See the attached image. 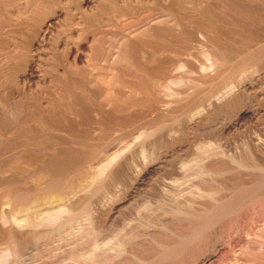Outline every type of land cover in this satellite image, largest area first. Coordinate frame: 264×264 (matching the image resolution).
<instances>
[{
    "label": "rangeland",
    "instance_id": "rangeland-1",
    "mask_svg": "<svg viewBox=\"0 0 264 264\" xmlns=\"http://www.w3.org/2000/svg\"><path fill=\"white\" fill-rule=\"evenodd\" d=\"M24 1L0 0L8 264H88L97 243L89 264H264V0ZM4 189L30 226L3 223Z\"/></svg>",
    "mask_w": 264,
    "mask_h": 264
},
{
    "label": "bare ground",
    "instance_id": "bare-ground-1",
    "mask_svg": "<svg viewBox=\"0 0 264 264\" xmlns=\"http://www.w3.org/2000/svg\"><path fill=\"white\" fill-rule=\"evenodd\" d=\"M34 1V0H33ZM32 1V2H33ZM36 1V0H35ZM35 1L33 2V3H35ZM31 2V0H25L24 1V7H23V10H22V12L24 13L25 11H27L28 10V5H31L32 4V2ZM30 3V4H29ZM37 3H39V2H37ZM40 7V6H39ZM48 7V6H47ZM31 8H33V5H32V7L30 6L29 7V9H30V12L32 11V9ZM27 9V10H26ZM33 9H35V8H33ZM47 9V8H46ZM29 11V10H28ZM39 11H41V10H39ZM38 11V12H39ZM45 11V10H44ZM50 11V10H49ZM34 12V11H33ZM51 12V11H50ZM50 12H48V13H50ZM32 13V12H31ZM31 13H30V16H31ZM35 13H37V9L35 10ZM41 12H39V14H40ZM47 13V15H44L45 17L46 16H48L49 14ZM25 14V13H24ZM23 14V15H24ZM26 14H29V12L28 13H26ZM42 16V15H41ZM26 17V16H25ZM28 17V16H27ZM39 17H40V15H39ZM31 18H34V16L32 17L31 16ZM35 18H37V14H36V17ZM34 18V19H35ZM40 18H38V20H39ZM32 20V19H31ZM34 21V20H33ZM40 21V20H39ZM34 22H36V21H34ZM47 24H49V23H46V26H47ZM50 26V25H49ZM49 26H47V27H49ZM119 47V46H118ZM119 50V52H120V48L118 49ZM115 51V53L117 52V53H119L117 50H114ZM207 51V50H206ZM208 51H210V50H208ZM208 51L206 52L207 54H209L208 53ZM114 53V52H113ZM205 53V52H204ZM204 53H203V55H204ZM121 53H119V55H120ZM211 54V53H210ZM213 55H214V53H212ZM124 55V54H123ZM74 56H76V55H74ZM206 56H208V55H206L205 54V58L208 60V61H206V62H209V61H211V59H208V57H206ZM215 56V55H214ZM210 57H212L211 55H210ZM217 57H219V56H217ZM217 57H216V59H217ZM74 58V57H73ZM116 58H118V56H117V54H116ZM215 58V57H214ZM214 58H212V64L213 63H217V64H219L218 63V61H220V59L218 58L217 59V61H214L213 59ZM222 58V57H221ZM76 59V57L74 58V62L76 61L75 60ZM206 59H204V60H206ZM224 59V58H223ZM223 59H221V60H223ZM215 63V64H216ZM208 66H210L211 67V64L209 63L208 64ZM209 67V69H211ZM204 68V67H203ZM202 68V69H203ZM205 68L206 69H208L206 66H205ZM212 68H214V65L212 66ZM74 71V70H73ZM73 73V72H72ZM175 82H176V80H175ZM177 83V82H176ZM241 165H244V164H241ZM212 170H213V167L211 168ZM204 170H207L208 171V169H203V171ZM207 171H206V173H207ZM214 171V170H213ZM212 171V172H213ZM205 172V171H204ZM203 172V173H204ZM202 173V175H204V177H205V173L203 174ZM209 173V172H208ZM209 174H211V173H209ZM206 175V176H208L209 178H210V180L211 179H213V178H211L213 175L211 174V177H210V175ZM206 181H207V179H205ZM204 180V181H205ZM260 181V180H259ZM212 181H210V183H211ZM208 183H209V181H208ZM258 183V182H257ZM50 184V185H49ZM47 183V185H46V187L44 186V188H46L47 189V187H49V186H51V183ZM251 184V183H250ZM260 184V183H259ZM53 186H54V184H52ZM259 186V185H258ZM261 186H263V185H261ZM59 187V186H58ZM57 188V187H56ZM207 188H209V187H207ZM206 188V190L204 191V193L206 192V191H209V193H211L212 191L211 190H208ZM250 188V187H249ZM251 188H252V185H251ZM250 188V189H251ZM263 188V187H262ZM48 189H50V187L48 188ZM45 190V192H43L44 194H42V197H40V195H39V197H38V199H40L42 202H44V203H49V202H51L53 199H55V198H57V197H60L61 195H62V192H60L62 189H58V190H60V191H58L57 189V191L58 192H55V191H53L54 189H52V187H51V190ZM64 189V188H63ZM198 189H199V192L201 191L200 190V188L198 187ZM255 189V188H254ZM40 190V189H39ZM38 190V191H39ZM23 191V190H22ZM31 191V190H30ZM36 191V190H35ZM43 191V190H42ZM64 192H65V190H63ZM211 191V192H210ZM214 191H216V190H214ZM214 191H213V193H214ZM243 191V190H242ZM256 191V190H255ZM13 192V191H12ZM24 192H25V190H24ZM202 192H203V190H202ZM245 192V191H244ZM27 193V192H26ZM32 193V192H31ZM203 193V194H204ZM208 193V192H207ZM207 193H205L204 195H206ZM6 194H7V199H8V203L10 204V210H11V212L8 214V215H4V217H2V221H3V223H14V224H16L17 226H20V227H25L26 225H29V217H27V215L25 214V218H18L17 217V215H18V213L21 211V213L22 212H27L26 210H29V208L32 206L31 205V203L32 204H34L33 203V201L34 200H30V197L28 198V196L27 195H25V197L24 196H20V195H16V194H13V195H11V194H9V193H7L6 192V190L4 189V192H3V194H2V196H6ZM18 194V193H17ZM21 194V193H20ZM33 194V193H32ZM199 194H202L201 192L199 193ZM215 194V193H214ZM261 194V193H260ZM31 195V194H30ZM204 195H202V196H204ZM208 195V194H207ZM211 195V194H210ZM210 195H208V196H210ZM213 195V194H212ZM33 196V195H32ZM37 196V195H36ZM249 196V195H248ZM250 196H252V194L250 195ZM254 196V195H253ZM34 197V196H33ZM36 198V197H35ZM257 198V197H256ZM263 198V197H262ZM38 199H37V201H38ZM238 199V198H237ZM243 199V198H242ZM36 200V199H35ZM32 201V202H31ZM194 201V200H193ZM193 201L191 202V200H190V202L191 203H193ZM221 201H222V199H221ZM237 201V200H236ZM262 201H264V200H262ZM261 201V202H262ZM36 202V201H35ZM41 202V203H42ZM187 202H189V201H187ZM186 203V202H185ZM190 203V204H191ZM217 203V202H216ZM228 203H229V201H228ZM247 203V202H246ZM251 203V202H250ZM259 203V202H258ZM37 204V203H36ZM197 204V203H196ZM214 204H215V202H214ZM224 204V203H223ZM243 204V203H242ZM254 204V203H253ZM35 205V204H34ZM184 205V204H183ZM193 205H195V204H193ZM204 205V204H203ZM209 205V204H208ZM216 205V204H215ZM218 205V204H217ZM227 205V204H226ZM236 205V204H235ZM179 206V205H178ZM229 206H231V205H229ZM29 207V208H28ZM197 207V206H196ZM204 207V206H203ZM212 207V206H211ZM239 207V206H238ZM241 207V206H240ZM259 207V206H258ZM183 208V207H182ZM181 208V209H182ZM193 208V207H192ZM218 208V207H217ZM234 208V207H233ZM253 208V207H252ZM178 209H179V207H178ZM209 209V208H208ZM210 209H212V208H210ZM239 209V208H238ZM241 209V208H240ZM246 209H247V207H246ZM177 210V209H176ZM199 210H200V207H199ZM202 210V209H201ZM200 210V211H201ZM205 210V209H204ZM219 210H220V206H219ZM230 210V209H229ZM71 210H70V208H68V207H66V206H60V207H58V208H56V209H54V210H50V211H48L47 213H44V215H43V217L41 218V220L36 224V222H35V226L37 225H43V226H50V225H58L59 223H60V220H62V218H63V216H64V214L65 213H67V212H70ZM179 211V210H178ZM182 211V210H181ZM184 211V210H183ZM186 211V210H185ZM188 211V210H187ZM192 211V210H191ZM193 211H194V209H193ZM200 211H197L198 213L200 212ZM209 212H211L210 210H208ZM208 211H206V213H204L203 211H202V213H204V214H207V212ZM223 211H224V209H223ZM227 211V210H226ZM72 212V211H71ZM180 212V211H179ZM214 212V211H213ZM216 212V211H215ZM193 213V212H192ZM195 213V212H194ZM201 213V212H200ZM212 213V212H211ZM218 213V212H217ZM224 213V212H223ZM230 213V212H229ZM234 213V212H233ZM204 214L201 216V217H203L204 216ZM219 214V213H218ZM231 214V213H230ZM188 215V214H187ZM193 215V214H192ZM226 215V214H225ZM196 216V215H195ZM206 216V215H205ZM227 216V215H226ZM199 217V216H198ZM196 218V217H195ZM200 218V217H199ZM222 218V217H221ZM228 218V217H227ZM203 219V218H202ZM213 219V218H212ZM216 220V219H215ZM221 220V219H220ZM31 221V220H30ZM207 222H211V221H207ZM206 222V223H207ZM213 223V222H212ZM217 223V222H216ZM216 223H214V225H216ZM33 224V223H32ZM218 225H219V223H217ZM206 225H208V224H206ZM30 226V225H29ZM209 226V225H208ZM207 226V228L209 229V227ZM212 226V225H211ZM221 226V225H220ZM27 227V226H26ZM217 227V226H216ZM222 228V227H221ZM224 228V227H223ZM203 229H205V228H203ZM220 229V228H219ZM202 230V229H201ZM211 230V229H210ZM216 230V229H215ZM205 231V230H204ZM219 231V230H218ZM230 231V230H229ZM237 231V230H236ZM216 232V231H215ZM262 232H264V231H262ZM191 233V232H190ZM203 233V232H202ZM201 233V234H202ZM231 233V232H230ZM260 233V232H259ZM234 234V233H233ZM264 234V233H263ZM130 235V234H129ZM210 235V234H209ZM217 235H218V233H217ZM224 235V234H223ZM222 235V236H223ZM258 235V234H257ZM118 236H120V235H118ZM191 236V235H190ZM232 236V235H231ZM259 236V235H258ZM262 236V235H261ZM11 237V236H10ZM129 237V236H128ZM130 237H131V235H130ZM129 237V238H130ZM210 237V236H209ZM220 237V236H219ZM117 238V239H116ZM115 239L116 240H118V242L116 241V246H113L114 244H113V242L115 243V239L112 241V246L113 247H111V245H110V247H109V245H108V247H109V251L112 253V255H113V257H114V255H115V257L116 256H118V257H121V256H123L124 254H127V245L129 246L130 245V242H129V240H126V239H124V241L123 240H121V239H123L122 237H120V238H118V237H116ZM128 238V239H129ZM133 238V237H132ZM212 238V237H211ZM234 238V237H233ZM257 238H259V237H257ZM11 239H13V238H11ZM131 239V238H130ZM121 240V241H120ZM211 240V239H210ZM259 240V239H258ZM262 240V239H261ZM260 240V241H261ZM93 241V240H92ZM127 241L129 242V244L127 243ZM214 241V240H213ZM13 242V241H12ZM109 242H111V241H109ZM219 242H220V240H219ZM262 242V241H261ZM93 243V242H92ZM97 243V242H96ZM108 243V242H107ZM127 243V244H126ZM183 243V242H182ZM264 243V242H263ZM12 244H14V242L12 243ZM93 244H95V242L93 243ZM216 244V243H215ZM261 244V243H260ZM9 245V244H8ZM259 245V244H258ZM14 246H15V244H14ZM13 246V247H14ZM93 246H95V245H93ZM169 246V245H168ZM181 246V245H180ZM260 246V245H259ZM12 247V245H10V246H7L6 248H5V250L4 251H2L1 253H0V264H8V262L12 259H14L17 255V250H15L14 251V249H15V247L13 248ZM100 247H102V246H99L98 245V243H97V246H95V248L93 249V251H91V252H89V254L88 253H86L87 254V257L86 258H88L89 257V259H91V260H93L94 258H95V255L97 254V253H101V251H99V252H97L98 251V248H100ZM105 247H107V246H105ZM127 247V248H126ZM185 247V246H184ZM247 247V246H246ZM254 247V246H253ZM255 247H256V244H255ZM254 247V248H255ZM103 248V247H102ZM102 248H101V250H102ZM166 248V247H165ZM177 248V247H176ZM264 248V247H263ZM92 248H90V250H91ZM130 249V248H129ZM134 249V248H133ZM162 249V248H161ZM258 249H259V247H258ZM262 249V248H261ZM100 250V249H99ZM107 250H108V248H107ZM132 249H130L129 250V254L132 252L131 251ZM171 250V249H170ZM249 250V249H248ZM1 251V250H0ZM175 251V250H174ZM250 251V250H249ZM253 251V250H252ZM110 252H108V253H110ZM134 252V251H133ZM132 252V253H133ZM245 252V251H244ZM254 252H255V250H254ZM99 253V254H100ZM110 253V254H111ZM261 253V252H260ZM84 254V253H83ZM128 254V255H129ZM135 254V253H134ZM85 255V254H84ZM201 255V254H200ZM261 255H263V254H261ZM79 256H81V255H79ZM97 256H98V254H97ZM133 256H135V255H133ZM178 256V255H177ZM202 256V255H201ZM245 256V255H244ZM259 256V255H258ZM113 257H112V259L111 260H113ZM114 257V258H115ZM130 257H131V254H130ZM142 257V256H141ZM154 257V256H153ZM240 257V256H239ZM243 257V256H242ZM241 257V258H242ZM256 257V256H255ZM261 257V256H260ZM262 257H264V256H262ZM78 258V257H77ZM77 258L75 259V260H77ZM83 258V256H81V260H84L85 259V263L86 262H89L90 263V261H86V258L84 257V259H82ZM98 258H99V256H98ZM107 258H109V257H107ZM106 258V260H108ZM125 258V257H124ZM245 259H246V257H244ZM79 259V258H78ZM97 259V258H96ZM123 259V258H122ZM121 258H120V260H122ZM132 259H133V257H132ZM152 259V258H151ZM203 259V258H202ZM256 259V258H255ZM259 259V258H258ZM257 259V260H258ZM15 260H16V258H15ZM95 260V259H94ZM98 260V259H97ZM110 260V261H111ZM261 260H263V259H261ZM96 261V260H95ZM116 261V260H115ZM119 261V260H118ZM134 261V260H133ZM245 261V260H244ZM243 261V262H244ZM248 261H249V259H248ZM251 261H252V258H251ZM260 261V260H259ZM258 261V262H259ZM264 261V260H263ZM11 262V261H10ZM81 262L82 261H80V263L79 264H81ZM100 262V261H99ZM108 262V261H107ZM111 262H113V261H111ZM110 262V263H111ZM123 262H124V260H123ZM129 262V261H128ZM139 262V261H138ZM144 262V261H143ZM154 262V261H153ZM246 262V261H245ZM261 262V261H260ZM88 263V264H89ZM92 263H93V261H92ZM102 263V262H101ZM118 263V262H117ZM116 263V264H117ZM122 263V262H121ZM134 263V262H133ZM146 263V262H145ZM239 263V262H238ZM247 263H249V262H247ZM251 264H253L252 262H250ZM249 263V264H250ZM255 263V262H254ZM262 263H264V262H262ZM96 264V263H95ZM115 264V263H114ZM122 264H124V263H122ZM131 264V263H130ZM135 264V263H134ZM146 264H148V263H146ZM244 264V263H243Z\"/></svg>",
    "mask_w": 264,
    "mask_h": 264
}]
</instances>
